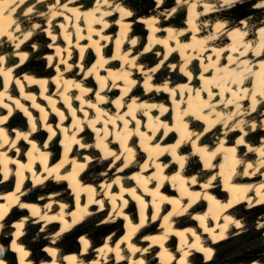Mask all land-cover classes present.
Returning a JSON list of instances; mask_svg holds the SVG:
<instances>
[{"label": "bare ground", "instance_id": "6f19581e", "mask_svg": "<svg viewBox=\"0 0 264 264\" xmlns=\"http://www.w3.org/2000/svg\"><path fill=\"white\" fill-rule=\"evenodd\" d=\"M237 2L0 0V264H264L215 257L264 226V18Z\"/></svg>", "mask_w": 264, "mask_h": 264}, {"label": "rangeland", "instance_id": "374dc122", "mask_svg": "<svg viewBox=\"0 0 264 264\" xmlns=\"http://www.w3.org/2000/svg\"><path fill=\"white\" fill-rule=\"evenodd\" d=\"M131 1L133 2L135 1L136 5L138 6L145 5L148 2V0H131ZM258 5L259 3L257 2V0H239V2L236 3V5L230 8L231 10L228 9V11L227 10L224 11L226 13L224 17L231 22L251 16L250 18L253 20V23L251 25L256 26L259 24L261 19L264 18V14L256 11L257 9L256 7ZM0 171H1V166H0ZM97 171H98L97 168L91 167L89 172L94 173ZM3 176L4 175L2 174L1 177ZM261 212H263V209L260 211L248 210L246 212H243L242 217L245 221V226L243 227L242 232L239 234H235L234 232H232L230 234L229 239L217 245L218 247L216 246V255H215L216 259H220L226 256H235V257H247L248 260H250L251 259L250 257H254L256 256V254H262L264 252V226L257 228V219ZM104 217L105 216H100V217H94V219L93 218L89 219L88 221L83 223L82 226L85 229L88 228L89 230L91 229L90 231L92 232L93 235L101 238L102 234L105 233L106 231L101 226L97 225V222H99L100 219ZM77 230L68 234L66 238L78 239V237L85 232V230L82 231H77ZM33 234L34 233L31 232L29 233V236L32 238ZM96 239L99 240L98 238ZM98 243L97 242L92 243L91 251L94 249V247H96ZM44 246H45V242H41L37 245V249L38 248L40 249Z\"/></svg>", "mask_w": 264, "mask_h": 264}]
</instances>
